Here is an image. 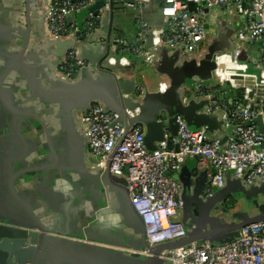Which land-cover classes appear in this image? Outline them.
Here are the masks:
<instances>
[{"label": "crops", "instance_id": "1", "mask_svg": "<svg viewBox=\"0 0 264 264\" xmlns=\"http://www.w3.org/2000/svg\"><path fill=\"white\" fill-rule=\"evenodd\" d=\"M192 1L195 9L198 8L199 0ZM45 2L46 0H0V30L8 32L9 29H14V25L26 28L25 17L28 7L31 31L36 32L38 24L41 20L44 21ZM12 3L17 4L18 13H16L21 16L20 21L23 22L15 23L12 20L11 12L8 11V5ZM163 3L152 0L139 9L122 1L114 5L110 22L108 19L105 20L106 11L103 7L98 14L91 13L88 19L99 15L100 20L89 34L85 31V22L88 19L83 23L80 37L90 46L87 47L88 59L85 60L88 66L81 74L78 87L70 88L65 85L63 89L64 85L61 83L57 82L56 85L52 75L55 61L59 57L41 56L38 52H34L32 59L27 61L24 89L30 99L28 105H33L32 112L39 117L45 115L47 109L53 111V124L48 126L52 128L54 134L53 145L59 155L57 163H54L55 157L49 149L39 122L33 116L11 113L0 103V214L12 216L23 223H33V226L28 224L23 229L26 228L32 236L31 239L36 243L40 242L42 231L21 206L14 203L7 187V178L18 169L45 167L28 171L12 182L14 192L23 199L46 229V241L40 251L38 264H127L121 261V257L109 254L113 252L111 248L135 245L141 241L140 227L130 211L128 190L106 181L105 173L94 167L95 157L90 151H83L78 139H74V145L70 141L71 138L64 139L62 136L64 122L61 113L65 114L67 110L73 108L74 116L80 118L93 105L100 104L116 110L117 117L122 119L123 101L130 108H134L139 95L144 91L146 97H151L150 95L159 91H162L163 95L168 94V90L163 85L164 75L161 72L162 68H165L176 71V74L182 75L185 81L179 89L180 96H175L173 99L181 100L186 107L195 105L198 114H206L211 121L208 125V134L215 137L222 147L227 145L232 135V127L225 123L222 111L208 112L209 99L199 93L201 89L213 84L212 77L206 73L179 72L186 62L192 60L182 57L179 50L167 44L159 45L158 52L163 58L160 69L149 67L136 55L130 58L129 65L121 62V59L126 57L121 52L110 50L105 56L108 39L111 42L117 37L123 38L131 46L139 37L145 45H148L149 34L143 36V31L145 27L162 23L160 10ZM205 11L209 23L206 45L208 47L229 45L228 48L236 51L235 59L244 71L264 74V67L260 64V45L239 39V31L244 24L243 16L238 13L230 17L220 6H206ZM73 23L77 25L76 16L73 17ZM43 33L45 36L43 35L44 39L40 42L41 46L47 45L46 39L50 37L48 31L45 30ZM15 47L16 44L0 43L1 72L8 66L12 57L8 55L15 51ZM99 60L102 72H98L92 64ZM33 64H36V67L32 68ZM112 71L127 80L123 82L126 90L124 97L110 74ZM45 78L49 79L48 82ZM93 97H98L99 101L91 102ZM163 99H165L162 101L163 107L152 105L146 112L152 115L158 113L163 120L166 114L170 116L173 111L180 108L172 104V98L169 96ZM156 100L158 98L155 100L152 98L150 102L155 104ZM170 104L172 105L169 106ZM164 124L172 128L169 119L164 120ZM171 128L168 130L167 139L173 135ZM81 151L82 157H80ZM211 172V166L203 162L200 157H188L174 173V177L181 183L180 195L186 202V208L197 209L198 216L201 212L199 208L206 201L207 183ZM112 178L119 182L126 180L124 175L112 176ZM234 180L236 179L231 172L226 175V182L231 183ZM74 240L86 244L76 245L73 243ZM91 245L101 250L93 253L87 247H93ZM125 260L129 263L128 257Z\"/></svg>", "mask_w": 264, "mask_h": 264}, {"label": "built area", "instance_id": "2", "mask_svg": "<svg viewBox=\"0 0 264 264\" xmlns=\"http://www.w3.org/2000/svg\"><path fill=\"white\" fill-rule=\"evenodd\" d=\"M97 1L47 0L46 20L51 36H74L78 27L68 18L75 17ZM122 1L125 0H104L103 9L113 10L114 5ZM151 1L134 0L127 4L141 9ZM199 4L190 11L183 0H165L160 10L162 23L145 27L143 31V36L150 32L154 34L156 45L147 47L138 37L130 46L117 37L111 50L116 53L129 51L152 68L160 60L158 46L161 44L179 50L184 58L200 61L209 50L205 7L220 6L230 17L238 13L243 16L239 39L260 45V64L264 67V0H199ZM99 20V15L88 19L85 31L89 34ZM213 61V84L199 93L209 99L208 112L221 110L225 123L232 127V135L225 147H221L215 137H208L204 129H191L181 117L177 118V134L159 143L153 151L146 147L141 125L126 131L116 123L115 113L100 104L93 105L80 117L95 165L106 168L110 162L113 175L126 176L132 205L143 219L150 245L177 241L188 234L181 218L185 208V200L180 195L181 183L174 177L188 157H200L211 166L208 194L222 188L230 172L245 187L264 180V74L244 71L230 50L215 54ZM121 62L129 65L130 57H123ZM82 68L83 61L75 48L70 49L59 64L60 74L70 80L76 78ZM231 70L233 76H230ZM169 82L164 75L163 85L168 86ZM258 118L262 131L256 122ZM121 249L128 254L151 255L147 249ZM161 258L163 264H264V221L245 225L240 236L230 242L190 243L163 251Z\"/></svg>", "mask_w": 264, "mask_h": 264}, {"label": "water", "instance_id": "3", "mask_svg": "<svg viewBox=\"0 0 264 264\" xmlns=\"http://www.w3.org/2000/svg\"><path fill=\"white\" fill-rule=\"evenodd\" d=\"M126 2L133 3L134 0H125ZM159 3L164 2L165 0H157ZM188 3L190 11L195 10V4L192 0H183ZM47 4V0L45 5ZM104 0H98L97 2L91 4L90 6L83 9L76 15V21L79 30L75 33L74 36L70 37H63V38H54L51 36L46 39L47 45H40V42L44 39V31H48L47 29V20H46V10L44 21L38 24L36 32L32 33V25H31V18L30 12L27 7L26 14L27 17V27H16L14 25V29H9L8 32L0 30V43H5L8 45H15V51H12L8 57H11V60L8 63V66L4 69V71H0V103L6 110L11 113H20L26 114L28 116H33L41 125L43 129L44 135L46 137L47 143L49 145V149L52 152V155L55 157V162L59 161V155L54 148L53 141H54V134L52 132V128L48 126V124H53V111L50 112L49 109L45 110V115L39 117L33 114L32 107L33 105H28L30 103V99L27 91H25L24 83L26 82V74L25 70L27 69V61L32 59L34 56V52H38L41 56H55L56 58L59 57L55 61L54 72L52 78L57 82L61 83L63 89L66 86L70 88L78 87L77 83L80 80L81 74L84 72L85 67L88 66L85 60L88 59L87 47L90 46L86 42H84L83 38L80 37L83 23L85 19L90 17L91 13L98 14L99 10L104 7ZM8 11H10V15L12 20L16 23V21H20L21 16L17 15L18 13V6L16 3H12L8 5ZM17 12V13H16ZM29 12V13H28ZM113 10L106 11V19L110 22L112 19ZM25 20V21H26ZM69 22H73V17L68 18ZM20 22H23L22 20ZM49 32V31H48ZM45 36V35H44ZM37 39V40H36ZM36 40V41H34ZM36 43V44H35ZM45 43V42H44ZM114 43V40L110 42L107 40L106 49H105V56L111 50V45ZM221 43V42H219ZM40 45V46H39ZM156 45L154 41V34L152 32L149 33L148 37V45L147 47H152ZM40 47V48H39ZM42 47V48H41ZM229 45H215L213 47H208V53L205 55L203 59L200 61L190 60V62H186L180 69L179 72L191 73V72H198V73H206L212 77V71L215 68V63L213 58L215 54L223 52L224 50H230L232 53L236 54V51L228 48ZM75 48L77 50L78 57L83 61V69L80 70L78 76L72 80L62 76L59 72V64L62 59L65 57L66 53ZM36 50V51H35ZM181 55V52L178 51ZM0 51V56H1ZM160 55V54H159ZM104 56V57H105ZM38 63V61H37ZM95 66V69L99 72H102L100 68V60L97 62L92 63ZM163 64V58L160 55V60L158 61L155 69H160ZM36 67V64H33L32 68ZM164 70V71H163ZM162 75H165L169 79V85L165 86L168 90L167 95H163L162 91H159L151 97H146V92L144 91L139 95V100L135 103L136 107H129L123 101V117L119 119L117 117V111L110 109L109 107H102L106 110L112 111L116 115V123L121 124L126 131L130 130L135 125H141L145 132V144L147 149L150 151L156 150L158 144L161 142L166 141L167 133L169 126H165L164 120H170L172 124V132L173 135L177 134L178 131V122L177 118L181 117L184 119L188 126L191 129H204L205 133L208 137H212L208 134V125L211 122L209 117L206 114L200 115L197 113L196 106H184L181 100L175 101L173 98L175 96H180L179 89L181 88L182 84L185 82L182 75L176 74V71H171L170 69L166 70L165 68L161 70ZM27 73V71H26ZM112 77L115 79L117 87L119 88L121 94L124 97L126 93L125 87L123 86V82L127 81L124 80L118 73L110 72ZM46 82L49 79L45 78ZM64 91V90H63ZM62 91V92H63ZM6 96H5V95ZM27 96V97H26ZM172 98V104L179 106L178 110L173 111V113L168 116L165 115V119H160V115L158 113H154V115L147 113V108L154 105L156 107H163L162 101L165 100L163 98L166 97ZM94 99L91 102H98L99 98L93 97ZM158 98L156 103L150 102V99ZM124 100V99H123ZM177 100V99H176ZM160 101V103H157ZM165 104V103H164ZM170 104L169 106H171ZM166 106L168 104H165ZM167 113V112H166ZM61 117H63V124H64V132L62 136L64 139L71 138V143L74 145L75 140L78 139L80 144L83 148V151L86 150L89 152V141L86 134V128L83 123L80 121L79 116H74L73 108L67 110L65 114L61 113ZM256 122L259 124V129L262 131L263 127L261 125V119H256ZM250 124V123H248ZM69 141V140H68ZM72 145V146H73ZM76 146V145H75ZM222 147V146H221ZM76 157H79L76 155ZM80 157H82V151L80 152ZM94 167L105 173L104 178L106 181L114 186H119L123 190H128V197H129V207L130 211L136 218L138 226L140 227L141 231V241L135 245H122V246H115V248H111L109 254L112 256L121 257V261L127 264H163V259L161 258V253L165 250H171L174 248H178L181 246L188 245L190 243H197L203 244L205 242H210L212 244H221L230 242L240 236V230L247 224L261 222L264 221V203H260L258 199L264 198V182L260 181L257 184H254L250 187H245L242 182L238 179L234 180L231 183L226 182V184L217 190H214L211 194L207 193L206 201L202 203L200 215H196L199 211L197 209L193 210L192 208H184V216H183V223L187 228L188 234L186 237L172 242L162 243L159 245H150L146 240V232L145 226L142 217L139 213L135 210L132 205L131 198H130V191L128 188L127 181L114 180L113 175L110 171V162H108L106 168L97 167L94 164ZM45 168V167H26L23 169H18L12 175L7 178V187L9 190L10 195L12 196L14 203L21 206V208L30 216V218L34 221V223L38 226V228L42 231V237L40 242L36 243L31 239V234L23 227L26 225H34L33 223H23L20 222L18 219L14 217H10L7 215L0 214V264H38V259L40 255V251L42 247L45 245L46 241V229L44 225L39 221V219L32 213V211L26 206L23 199L14 192L12 187V182L18 176H24L25 173L28 171H36L37 169ZM127 186V187H126ZM234 197L235 200L237 199H245L247 202H253L254 206L258 209V213L256 214H249L245 211L233 213V221L228 222L224 218L220 217L219 214L215 213L217 207L222 204L225 199L228 197ZM4 211V209H2ZM1 211V209H0ZM10 221V222H7ZM22 227V228H21ZM29 244L31 245L28 248H24V245ZM76 245L86 244L85 242L81 243L79 241H73ZM88 244V243H87ZM33 245V246H32ZM90 245V244H89ZM28 246V245H27ZM93 246V245H91ZM89 249L96 253L98 249L97 246H87ZM134 248L139 250H149L151 255L150 256H143L140 254H128L122 251L121 248ZM34 253V255H33ZM34 256V257H33ZM109 256V257H112ZM126 256V257H124ZM128 257L129 263L125 260ZM114 258V257H113ZM125 260V261H124ZM32 261V262H31Z\"/></svg>", "mask_w": 264, "mask_h": 264}, {"label": "rangeland", "instance_id": "4", "mask_svg": "<svg viewBox=\"0 0 264 264\" xmlns=\"http://www.w3.org/2000/svg\"><path fill=\"white\" fill-rule=\"evenodd\" d=\"M260 203H264V198L258 199ZM253 202H247L245 199H237L235 200V207L233 209H229L228 212H222L220 210H215V213H218L220 217L224 218L226 221H233V213L245 211L246 213L256 214L258 213V209L253 205Z\"/></svg>", "mask_w": 264, "mask_h": 264}, {"label": "trees", "instance_id": "5", "mask_svg": "<svg viewBox=\"0 0 264 264\" xmlns=\"http://www.w3.org/2000/svg\"><path fill=\"white\" fill-rule=\"evenodd\" d=\"M77 26V25H76ZM121 54H124L128 57H133L134 54L129 52V51H123L121 52ZM237 95L239 94L238 92H235ZM235 207V198L230 196L227 199H225V201L220 204L217 208L218 210L222 211V212H228L229 213V209H233Z\"/></svg>", "mask_w": 264, "mask_h": 264}, {"label": "flooded vegetation", "instance_id": "6", "mask_svg": "<svg viewBox=\"0 0 264 264\" xmlns=\"http://www.w3.org/2000/svg\"><path fill=\"white\" fill-rule=\"evenodd\" d=\"M32 112V111H31ZM185 206H186V202H185ZM182 218V217H181ZM26 229V228H25ZM36 243V242H35ZM28 245V246H27ZM36 245H37V243H36ZM31 245H29V244H27L26 243V245H24V248H28V247H30ZM33 246V245H32ZM33 255H34V253H33ZM34 257V256H33ZM32 262V261H31Z\"/></svg>", "mask_w": 264, "mask_h": 264}, {"label": "bare ground", "instance_id": "7", "mask_svg": "<svg viewBox=\"0 0 264 264\" xmlns=\"http://www.w3.org/2000/svg\"><path fill=\"white\" fill-rule=\"evenodd\" d=\"M228 73V72H227ZM229 73H230V76H233L234 75V71H229Z\"/></svg>", "mask_w": 264, "mask_h": 264}]
</instances>
